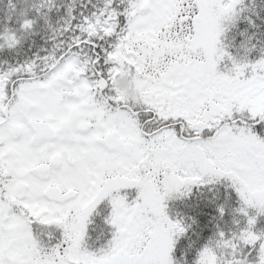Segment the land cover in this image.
Listing matches in <instances>:
<instances>
[{
  "label": "snow or ice",
  "instance_id": "obj_1",
  "mask_svg": "<svg viewBox=\"0 0 264 264\" xmlns=\"http://www.w3.org/2000/svg\"><path fill=\"white\" fill-rule=\"evenodd\" d=\"M0 264H264V0H0Z\"/></svg>",
  "mask_w": 264,
  "mask_h": 264
}]
</instances>
